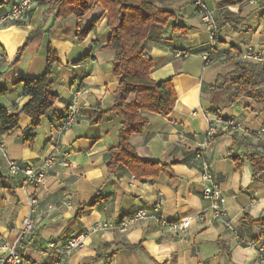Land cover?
I'll return each instance as SVG.
<instances>
[{"label":"crops","instance_id":"obj_1","mask_svg":"<svg viewBox=\"0 0 264 264\" xmlns=\"http://www.w3.org/2000/svg\"><path fill=\"white\" fill-rule=\"evenodd\" d=\"M51 1L36 4L23 23H0V106L9 112L28 102L22 84L16 82L43 73L49 46L59 60L49 88L57 96L54 106L42 117L31 147L24 135L30 125L25 115L20 116L16 129L0 136L5 153L0 151V171L7 175L5 157L34 167L41 166L52 154L57 158L64 154L68 162L66 167L53 164L44 185L37 189L34 229L22 241L20 254L35 264L51 262L60 258L58 254L65 250L67 240L80 231L98 222H118L159 200L166 219H189L188 229L174 232L143 222L126 232H99L90 235L82 249L61 258V264H264V259L258 258V250H264V231L240 226L246 214L252 218L264 215V171L253 180L247 163L236 167L229 152L233 136L244 135L226 123L232 121L244 130L257 132L264 128V107L259 109L247 97L228 104L230 87L210 91L218 76L233 70L234 56L247 51L264 56V0H203L215 21L222 11L242 20L236 29L229 25L219 28L215 39L189 0H172V7L178 8L176 18L153 34L146 46L156 66L150 78L156 82L170 78L176 103L168 116L143 113L148 124L140 134H133L129 143L142 159L178 163L170 167L171 174L162 172L144 180H136L123 166L114 173L107 172L103 157L117 144L122 117L109 113L99 124L89 123L97 107L108 110L113 105L118 87L112 72L114 54L101 48L110 37L106 13L97 7L79 19L70 16L54 21ZM8 7H0V16ZM94 18H98L97 23L84 34ZM39 26L41 35L27 43L14 63L17 50ZM174 26L181 30L175 31ZM208 56L212 60L205 62ZM77 83L82 88L77 122L58 135L54 120L69 105ZM209 128L216 134L205 146ZM247 142V147L235 146L233 152L239 156L261 152L264 133ZM202 161L222 191L223 220L213 218L202 198ZM7 184L15 197L0 190V243L14 239L29 209L28 192L19 181L9 177ZM93 203L94 208L74 221L79 208ZM233 231L253 244L238 243ZM50 241L54 248L48 247ZM128 245L139 247L130 249Z\"/></svg>","mask_w":264,"mask_h":264},{"label":"trees","instance_id":"obj_2","mask_svg":"<svg viewBox=\"0 0 264 264\" xmlns=\"http://www.w3.org/2000/svg\"><path fill=\"white\" fill-rule=\"evenodd\" d=\"M12 1L0 0V7L9 6ZM45 3H48V0H36L38 5ZM97 7L102 8L106 13V26L110 31V37L107 44L101 48L114 54L112 72L118 80V87L113 105L108 110H100L97 107L93 116L89 119V123L97 125L109 113L118 114L123 119L118 130L116 146L109 149L103 157L107 172L114 173L120 166H123L136 180L156 178L162 172L170 173V167L178 163L177 161L174 160L170 164H164L159 161L142 159L130 145L129 139L133 134H140L148 124V119L144 117L143 113L168 116L174 109L176 92L172 80L169 78L156 82L150 78V73L156 66L147 53L146 42L158 30L165 27L170 20L176 18L178 8L172 7V0L51 1L54 21L67 19L70 16L79 19ZM97 21L98 18H94L84 29V34L89 32ZM215 23L216 30L225 25L236 29L242 23V20L233 13L222 11ZM173 29L175 31L181 30L175 26ZM40 35L41 26L27 36L25 43L17 50L14 63L19 61L27 43ZM234 59L231 60L234 66L233 70L225 75L218 76L210 87V91L230 87L232 92L228 96V104H233L239 99L247 97L256 102L259 109L263 108L264 63L257 64L244 61L237 56H234ZM58 64V55L49 46L43 73L37 77L21 78L16 82L22 84L23 95L29 97V100L16 112H9L6 108L0 106V136L16 129L20 116L25 115L30 119V125L24 130V135L26 142L29 143L30 147L32 146L35 131L40 126L42 117L54 106L57 100V96L49 88L52 85V71ZM79 85L81 86V84ZM212 112L217 113L216 110H212ZM63 113L54 120L53 128L64 116ZM247 140L251 139L246 136L240 138L235 134L229 158L238 169L241 168L242 164L247 163L252 170V179L256 180L260 173L264 171V146H262L261 152H249L244 156H239L233 152L235 146L247 147ZM22 165L24 167L28 166ZM6 171L7 175L0 171V190H6L14 198L15 196L7 184L8 179L9 177L16 178L22 187L24 178L21 174L12 175L7 169ZM94 206L95 203L79 208L74 221H78L85 210H91ZM240 226L242 229L255 227L264 231V215L252 218L246 214L240 220ZM236 234L239 237L238 243L247 244L238 233ZM48 244L54 243L50 241ZM127 247L135 249L139 246L128 245Z\"/></svg>","mask_w":264,"mask_h":264},{"label":"built area","instance_id":"obj_3","mask_svg":"<svg viewBox=\"0 0 264 264\" xmlns=\"http://www.w3.org/2000/svg\"><path fill=\"white\" fill-rule=\"evenodd\" d=\"M193 7L196 10L202 24L209 32L212 39L216 37V23L211 11H209L203 0H190ZM36 4V0H13L9 5L8 10L0 16V23L14 24L23 23L27 19V15L33 9ZM241 60L253 62L257 64L264 63V56L259 53L251 51L242 52L238 56ZM205 62H210V57H204ZM82 93L81 86L77 83L72 89L71 101L64 111V116L60 118L57 126L54 128L58 135L68 131L77 122V101ZM228 127L234 130H241L243 135L250 139H257L259 135L264 133V128L259 131H247L240 128L239 124L232 121L226 122ZM216 132L209 128L206 133L205 146H208L215 137ZM183 136L179 134V138ZM0 151L3 152V148L0 145ZM4 156L5 153L3 152ZM58 162L63 167L68 165L66 157L62 154L59 158L55 155H49L42 162L41 166L34 167L28 165L24 167L16 160L5 157L6 169L12 175L21 174L24 178L23 188L27 193L28 214L23 218L21 226L12 241L4 240L0 243V264H35L32 261L25 259L19 252V247L22 241L30 236L34 229V223L32 218L33 207L36 205V191L38 188L44 185L49 168ZM200 180L203 183L202 198L208 203L207 210L212 212L213 218L216 220H223L226 216L225 209L223 208L224 198L222 191L214 179L213 174L210 171L206 162L201 163ZM152 222L157 228L164 229L168 227L174 232H184L190 225L189 219H183L175 222H169L166 217L161 213V202L157 200L148 208H139L131 214L121 218L118 222H98L92 225L89 229L80 231L67 240L66 248L58 255L60 258H56L51 262H44L41 264H61V258H67L74 252L82 249L86 245L87 239L90 235L98 234L99 232H107L118 230L119 232H126L130 227L143 223ZM1 229V226H0ZM236 241L239 240L238 235L233 231ZM248 245H252V242H248ZM49 248H54V244H48ZM258 258L264 259V250H258Z\"/></svg>","mask_w":264,"mask_h":264}]
</instances>
